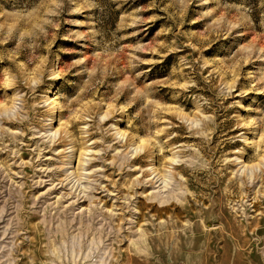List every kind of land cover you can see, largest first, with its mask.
<instances>
[{
  "label": "rangeland",
  "instance_id": "rangeland-1",
  "mask_svg": "<svg viewBox=\"0 0 264 264\" xmlns=\"http://www.w3.org/2000/svg\"><path fill=\"white\" fill-rule=\"evenodd\" d=\"M0 264H264V0H0Z\"/></svg>",
  "mask_w": 264,
  "mask_h": 264
},
{
  "label": "bare ground",
  "instance_id": "bare-ground-1",
  "mask_svg": "<svg viewBox=\"0 0 264 264\" xmlns=\"http://www.w3.org/2000/svg\"><path fill=\"white\" fill-rule=\"evenodd\" d=\"M53 134H55V133H53ZM142 144H145V141H140ZM147 143V142H146ZM141 148V146H137L135 149L137 150V149H140ZM162 180V179H161Z\"/></svg>",
  "mask_w": 264,
  "mask_h": 264
}]
</instances>
